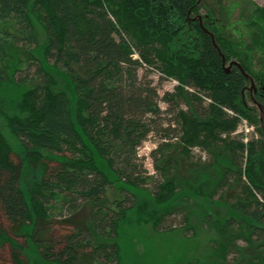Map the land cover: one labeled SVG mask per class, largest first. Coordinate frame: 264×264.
Listing matches in <instances>:
<instances>
[{"label": "trees", "instance_id": "16d2710c", "mask_svg": "<svg viewBox=\"0 0 264 264\" xmlns=\"http://www.w3.org/2000/svg\"><path fill=\"white\" fill-rule=\"evenodd\" d=\"M31 13L44 31L45 60L65 72L75 97L73 103L54 88L34 57L9 73L0 50V82L29 85L12 111L0 108V218L12 239L0 247L12 257L13 240L34 244L47 264H121V222L131 217L159 230L176 211L153 209L131 188L150 187L155 201L169 200L177 161L165 152L178 143L187 154L192 148L227 154L222 183L233 190L231 207L250 219L246 241L264 251V74L250 59L264 50V5L250 19V43L223 28L202 0H0V21L14 22L8 35L23 46L37 43ZM151 73L174 81L172 89L160 95ZM251 80L258 87H249ZM4 130L32 162L40 150L63 156L48 161L27 197ZM150 137L155 175L138 155ZM111 188L119 196L111 199ZM82 207L87 224L60 227L54 236L57 215ZM182 222L193 228L188 212ZM234 223L229 216L223 227ZM87 252L94 261L81 259Z\"/></svg>", "mask_w": 264, "mask_h": 264}, {"label": "rangeland", "instance_id": "374dc122", "mask_svg": "<svg viewBox=\"0 0 264 264\" xmlns=\"http://www.w3.org/2000/svg\"><path fill=\"white\" fill-rule=\"evenodd\" d=\"M202 3L203 10L210 9L223 28L241 34L242 39L250 43L248 32L253 33L254 29L248 28V25L255 7L263 6L264 0H202ZM30 16L37 36V43L33 46H23L12 40L8 32L14 30V22L0 21V50L6 53L4 61L8 72L11 73L14 67H25L28 60L34 57L51 73L53 87L62 89L74 103V90L70 80L62 69L45 60L43 28L34 14L31 13ZM250 59L254 72L264 74V50H253ZM150 77L153 84L157 85L160 95L165 90H171L175 83L172 80H158L156 73H151ZM255 85L258 83L251 80L248 86ZM28 86L0 82V108L12 111L18 97ZM159 105L161 108L165 107L162 102ZM244 123L248 125L246 119ZM262 123L264 124V120ZM253 127L257 131V127ZM257 133L260 134L259 131ZM4 136L20 161L19 184L27 197L29 187L40 178L44 168L50 163L48 161L60 160L63 156L40 150L41 159L32 162L25 148L7 130H4ZM154 148L153 137L138 148L144 168L151 175L156 173L150 156ZM165 155L166 158L174 157L177 161L173 196L160 203L152 197L150 187L131 190L138 200L147 202L157 211L165 207H174L176 211L159 230L151 224L135 223L131 217L121 222L117 232L121 264H264V251L250 245L244 238L249 231L250 219L231 207L233 190L230 183H222L224 169L229 164L227 154L220 148L210 151L192 148L187 154L182 151L180 144L173 143ZM97 161L103 169H107L102 160L98 158ZM109 194L111 199L119 196L116 188H111ZM185 212H188L193 227L190 230L183 228L182 215ZM86 215L87 209L84 207L73 214L65 212L57 215L56 220L61 223L55 225L53 235H58L60 227L86 225ZM229 216H233L237 223L231 228H225L223 224ZM15 229L24 231L27 228L19 225ZM8 232V224L0 218V243L12 240L8 238ZM17 240L20 241L18 238ZM13 241L12 257L6 246L0 247V264H47L34 244L23 248ZM81 259L94 261L88 252L82 254Z\"/></svg>", "mask_w": 264, "mask_h": 264}, {"label": "built area", "instance_id": "2783aa9c", "mask_svg": "<svg viewBox=\"0 0 264 264\" xmlns=\"http://www.w3.org/2000/svg\"><path fill=\"white\" fill-rule=\"evenodd\" d=\"M243 128L245 129V131H248V127L245 125V123H244V127Z\"/></svg>", "mask_w": 264, "mask_h": 264}]
</instances>
